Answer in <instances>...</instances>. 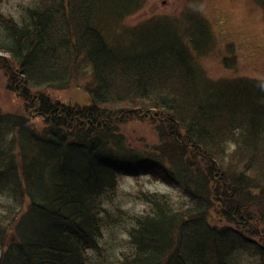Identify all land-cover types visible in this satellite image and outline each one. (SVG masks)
I'll return each mask as SVG.
<instances>
[{
  "label": "trees",
  "instance_id": "16d2710c",
  "mask_svg": "<svg viewBox=\"0 0 264 264\" xmlns=\"http://www.w3.org/2000/svg\"><path fill=\"white\" fill-rule=\"evenodd\" d=\"M145 2L0 10V71L30 112L0 103V264H264V79L208 73L220 37L198 5L128 24ZM73 84L88 104L47 92ZM135 120L158 135L146 149L125 134ZM144 174L167 189L121 207L120 177Z\"/></svg>",
  "mask_w": 264,
  "mask_h": 264
},
{
  "label": "rangeland",
  "instance_id": "374dc122",
  "mask_svg": "<svg viewBox=\"0 0 264 264\" xmlns=\"http://www.w3.org/2000/svg\"><path fill=\"white\" fill-rule=\"evenodd\" d=\"M34 0H0V10L6 14H13L21 17L25 11L22 5H27ZM198 5L213 23L215 34H219V47L203 59V66L213 77L220 76H250L264 79V18L263 10L253 0H146L141 10L131 14L126 22L136 24L141 20L151 17L154 14H180L187 8V5ZM232 42L237 55V62L234 67L227 68L221 62L223 54L227 53V43ZM7 78L3 71H0V103L1 108L10 112L30 113L24 108L23 100L11 92L6 86ZM47 92L55 98H60L65 102L88 104L90 95L79 85L73 84L67 89L48 88ZM34 124L41 125L42 118L32 120ZM125 134L131 145L139 149H146L157 140L156 131L148 123L135 120L124 124ZM144 138V140H142ZM144 174L142 177L123 176L120 177V195L116 202L127 210L139 212L146 204L133 199V194L138 192L142 186L150 189H167L161 181L151 179ZM1 202H6L7 198L0 195ZM115 204L112 205L114 207ZM1 206V205H0ZM2 207H0L1 209ZM111 229V228H110ZM120 238L122 237V229ZM106 238L103 242L105 254L107 256L119 253V236L111 235V230H107ZM121 241H123L121 239ZM251 264V263H250Z\"/></svg>",
  "mask_w": 264,
  "mask_h": 264
}]
</instances>
